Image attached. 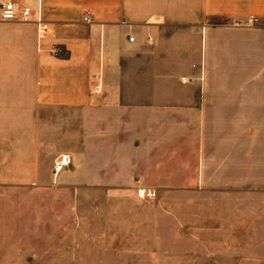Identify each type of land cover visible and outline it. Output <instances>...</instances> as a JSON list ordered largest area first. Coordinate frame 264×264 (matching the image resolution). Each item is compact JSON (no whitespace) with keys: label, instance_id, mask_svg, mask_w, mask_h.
<instances>
[{"label":"crops","instance_id":"obj_1","mask_svg":"<svg viewBox=\"0 0 264 264\" xmlns=\"http://www.w3.org/2000/svg\"><path fill=\"white\" fill-rule=\"evenodd\" d=\"M23 2L49 29L0 19V264L79 257L50 249L57 206L175 194L209 237L236 217L263 248L264 0Z\"/></svg>","mask_w":264,"mask_h":264},{"label":"rangeland","instance_id":"obj_2","mask_svg":"<svg viewBox=\"0 0 264 264\" xmlns=\"http://www.w3.org/2000/svg\"><path fill=\"white\" fill-rule=\"evenodd\" d=\"M144 197L157 202L149 193ZM194 198L175 194L168 196L169 206H117L116 212L104 211L106 206H57L55 242L50 249L78 254L63 260L64 264H264V247L256 251L246 248L257 239L249 233L251 226L242 227L235 217L219 228L222 232L209 237V221H195L198 206H182L184 199L192 203ZM224 211L214 213L220 219ZM261 242L264 246V235ZM100 251L114 254L108 259L82 257ZM211 257L216 258L211 261Z\"/></svg>","mask_w":264,"mask_h":264},{"label":"built area","instance_id":"obj_3","mask_svg":"<svg viewBox=\"0 0 264 264\" xmlns=\"http://www.w3.org/2000/svg\"><path fill=\"white\" fill-rule=\"evenodd\" d=\"M35 15V18L32 16ZM0 19L3 21H16V22H34L37 27L38 36L43 38L47 35L49 25L42 19L41 10L31 8L29 4L23 2V0H4L0 2ZM83 20H88V15L83 16ZM132 40V37H129ZM91 91L94 94H98L102 91V82L99 76H94L93 83L91 85ZM69 162L67 155H60L55 163L54 170H60L65 167ZM142 193V190H139Z\"/></svg>","mask_w":264,"mask_h":264}]
</instances>
